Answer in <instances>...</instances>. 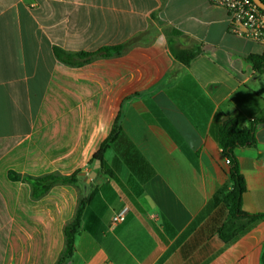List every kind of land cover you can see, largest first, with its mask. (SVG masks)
I'll list each match as a JSON object with an SVG mask.
<instances>
[{"label": "crops", "instance_id": "0c3cea01", "mask_svg": "<svg viewBox=\"0 0 264 264\" xmlns=\"http://www.w3.org/2000/svg\"><path fill=\"white\" fill-rule=\"evenodd\" d=\"M233 28L209 0H0V264H55L92 191L71 264H262L263 220L229 243L218 235L220 124L264 120V71L249 60L264 46ZM126 44L74 66L54 54ZM172 49L199 54L185 65ZM119 117L122 134L87 181ZM256 138L236 154L243 209L264 214V124ZM79 170L78 187L39 199L10 178Z\"/></svg>", "mask_w": 264, "mask_h": 264}, {"label": "trees", "instance_id": "16d2710c", "mask_svg": "<svg viewBox=\"0 0 264 264\" xmlns=\"http://www.w3.org/2000/svg\"><path fill=\"white\" fill-rule=\"evenodd\" d=\"M264 3V0H261ZM176 34H179L176 32ZM131 44V43H130ZM130 44L118 47H105L95 53H69L59 47H54V54L58 60L68 65H81L97 57H108L126 50ZM174 55L185 65L196 58L198 51L193 50H173ZM255 70L264 71V53L253 55L249 59ZM121 119L116 120L111 135L102 143L100 149L90 162L93 166L96 161L101 162L103 167L104 153L106 149L121 134ZM264 124V120L251 121L247 126L243 125L238 116H228L220 124L218 131V144L222 155L228 162V184L220 188L214 202L221 200L228 210V215L222 226L218 230V235L222 241L229 243L236 239L242 232L251 225L259 221H264L262 213H248L243 209V195L247 190L246 180L241 171L236 150L239 148H252L257 146L256 133L259 125ZM82 177H86L83 170H79L72 175L64 176L59 173H50L40 177L21 176L14 172L10 173V178L14 181H22L30 185L32 197L39 199L46 195L54 186L72 185L78 187ZM96 191H92L87 196L79 197L78 207L71 220L64 226L65 245L55 264H71L76 252V240L80 234L81 220L86 207L95 198ZM262 264H264V250L262 253Z\"/></svg>", "mask_w": 264, "mask_h": 264}, {"label": "built area", "instance_id": "2783aa9c", "mask_svg": "<svg viewBox=\"0 0 264 264\" xmlns=\"http://www.w3.org/2000/svg\"><path fill=\"white\" fill-rule=\"evenodd\" d=\"M213 5L224 8L233 25V31L264 46V11L253 0H209ZM241 26L245 31H240ZM125 212L115 216L114 223L122 222Z\"/></svg>", "mask_w": 264, "mask_h": 264}, {"label": "water", "instance_id": "95a60500", "mask_svg": "<svg viewBox=\"0 0 264 264\" xmlns=\"http://www.w3.org/2000/svg\"><path fill=\"white\" fill-rule=\"evenodd\" d=\"M253 2L264 11V3L261 0H253ZM101 166L100 161H96V164L94 165L93 171L87 175V181L92 180L96 176V170L99 169Z\"/></svg>", "mask_w": 264, "mask_h": 264}]
</instances>
